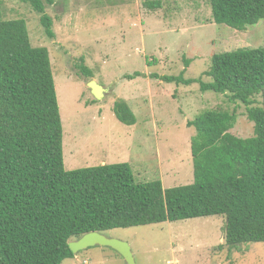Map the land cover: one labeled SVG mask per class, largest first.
Returning a JSON list of instances; mask_svg holds the SVG:
<instances>
[{"label": "trees", "instance_id": "trees-1", "mask_svg": "<svg viewBox=\"0 0 264 264\" xmlns=\"http://www.w3.org/2000/svg\"><path fill=\"white\" fill-rule=\"evenodd\" d=\"M17 1L41 15L53 39L46 7L57 0ZM208 1L216 25L245 31L264 20V0ZM145 7L157 10L162 3L146 1ZM79 70L92 77L83 63ZM204 75L210 82L183 74L151 77L184 86L198 83L204 93L245 105L254 136L230 133L235 111L205 110L188 121L195 129L192 184L166 189L162 181L140 183L128 163L67 171L49 50L32 45L25 20L0 21V264H62L75 257L71 240L91 232L211 216L226 217L228 247L264 246V48L215 54ZM259 96L262 105L255 106ZM114 112L125 125L137 123L125 100L115 102Z\"/></svg>", "mask_w": 264, "mask_h": 264}, {"label": "rangeland", "instance_id": "rangeland-1", "mask_svg": "<svg viewBox=\"0 0 264 264\" xmlns=\"http://www.w3.org/2000/svg\"><path fill=\"white\" fill-rule=\"evenodd\" d=\"M146 1L157 0H57L46 7L53 39L47 37L41 15L20 1L0 0V21L25 20L32 45L49 50L64 128L65 169L128 163L137 182L162 181L168 189L194 181L195 129L188 121L205 110L235 111L230 133L244 139L254 136V124L245 105L230 102L227 95L151 75L183 74L210 82L204 73L213 55L264 48V20L238 31L214 23L208 0H159L162 8L157 10L147 9ZM82 63L92 77L81 74ZM136 72L142 76L127 79ZM91 81L108 90L101 101L92 95ZM118 100L135 113V125L118 120ZM255 103L261 106L262 97ZM226 224V217L211 216L105 235L127 242L136 264H264L262 244L225 245ZM86 263L126 264L103 246L85 249L62 264Z\"/></svg>", "mask_w": 264, "mask_h": 264}, {"label": "water", "instance_id": "water-1", "mask_svg": "<svg viewBox=\"0 0 264 264\" xmlns=\"http://www.w3.org/2000/svg\"><path fill=\"white\" fill-rule=\"evenodd\" d=\"M88 87L97 101H101L108 91L96 81H91L88 83ZM94 246L109 247L120 254L125 260L126 264H136L132 247L127 242H123L114 238H108L104 233L91 232L84 235L80 239L69 243V247L73 254H77Z\"/></svg>", "mask_w": 264, "mask_h": 264}, {"label": "crops", "instance_id": "crops-1", "mask_svg": "<svg viewBox=\"0 0 264 264\" xmlns=\"http://www.w3.org/2000/svg\"><path fill=\"white\" fill-rule=\"evenodd\" d=\"M102 165H105V164H102Z\"/></svg>", "mask_w": 264, "mask_h": 264}, {"label": "built area", "instance_id": "built-area-1", "mask_svg": "<svg viewBox=\"0 0 264 264\" xmlns=\"http://www.w3.org/2000/svg\"><path fill=\"white\" fill-rule=\"evenodd\" d=\"M86 264H88V263H86Z\"/></svg>", "mask_w": 264, "mask_h": 264}]
</instances>
